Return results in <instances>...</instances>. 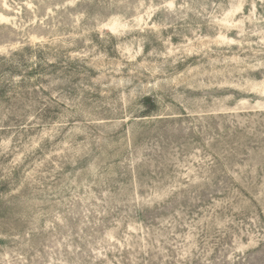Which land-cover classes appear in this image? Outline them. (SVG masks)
I'll list each match as a JSON object with an SVG mask.
<instances>
[{
  "label": "rangeland",
  "instance_id": "rangeland-1",
  "mask_svg": "<svg viewBox=\"0 0 264 264\" xmlns=\"http://www.w3.org/2000/svg\"><path fill=\"white\" fill-rule=\"evenodd\" d=\"M0 264H264V0H0Z\"/></svg>",
  "mask_w": 264,
  "mask_h": 264
}]
</instances>
